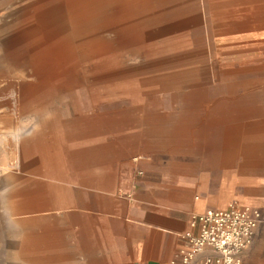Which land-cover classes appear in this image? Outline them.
<instances>
[{
    "label": "rangeland",
    "instance_id": "rangeland-1",
    "mask_svg": "<svg viewBox=\"0 0 264 264\" xmlns=\"http://www.w3.org/2000/svg\"><path fill=\"white\" fill-rule=\"evenodd\" d=\"M217 5L152 0L131 24L117 15L102 27L81 24L86 40L40 57L37 0H0V209L16 221L6 226L0 214V245L22 235L7 247L23 264H88L68 248L66 205L72 191L80 209L77 190L95 177L98 156L119 155L120 139L144 135L139 150L166 166L170 181L194 156L223 167L232 151L241 162L247 128L264 124L256 80L264 65L237 61ZM103 144L114 147L102 154Z\"/></svg>",
    "mask_w": 264,
    "mask_h": 264
},
{
    "label": "crops",
    "instance_id": "crops-1",
    "mask_svg": "<svg viewBox=\"0 0 264 264\" xmlns=\"http://www.w3.org/2000/svg\"><path fill=\"white\" fill-rule=\"evenodd\" d=\"M211 1L224 4L217 5L215 17L228 28L237 61L264 65V0ZM256 80L263 93L264 80ZM226 129L225 144L232 148L233 134ZM247 131L249 145L242 150L241 162L232 151L221 160L223 167L195 164L217 160L194 156L193 165L177 172L178 181H170L168 168L139 150L144 135L120 139L119 155L98 156L95 177L77 190L80 209L73 205L70 191L64 220L66 236L71 235L69 250L83 253L88 264H170L186 244L183 234L193 216L230 204L253 205L264 215V124H253ZM111 147L103 144L98 151L104 154ZM243 257L250 264H264V222Z\"/></svg>",
    "mask_w": 264,
    "mask_h": 264
},
{
    "label": "built area",
    "instance_id": "built-area-1",
    "mask_svg": "<svg viewBox=\"0 0 264 264\" xmlns=\"http://www.w3.org/2000/svg\"><path fill=\"white\" fill-rule=\"evenodd\" d=\"M263 222L261 209L253 205L207 209L193 216L191 228L183 234L186 244L170 264H250L243 256Z\"/></svg>",
    "mask_w": 264,
    "mask_h": 264
},
{
    "label": "bare ground",
    "instance_id": "bare-ground-1",
    "mask_svg": "<svg viewBox=\"0 0 264 264\" xmlns=\"http://www.w3.org/2000/svg\"><path fill=\"white\" fill-rule=\"evenodd\" d=\"M150 2L152 0H37L36 21L32 24L36 25V33L33 36L39 39L36 44V56L54 55L57 57L64 52H69L70 47L87 39L84 32L81 29L78 30L81 24L90 22L95 24L94 27H102L104 24H108V20L114 15L122 18V24H128L141 14L146 13ZM65 22L68 25L63 26ZM59 25L62 27L55 29ZM144 32L146 31L144 30ZM124 40L126 39L124 38Z\"/></svg>",
    "mask_w": 264,
    "mask_h": 264
},
{
    "label": "clouds",
    "instance_id": "clouds-1",
    "mask_svg": "<svg viewBox=\"0 0 264 264\" xmlns=\"http://www.w3.org/2000/svg\"><path fill=\"white\" fill-rule=\"evenodd\" d=\"M0 214L5 216L6 226L8 224H12L16 226V221L14 220L12 214L10 212L4 211L0 209ZM22 238V235H8L3 245H0L5 248L6 254L4 256H0V264H23L22 260H20L15 254L14 249L8 248L7 243L10 241L11 243H17L19 239Z\"/></svg>",
    "mask_w": 264,
    "mask_h": 264
}]
</instances>
